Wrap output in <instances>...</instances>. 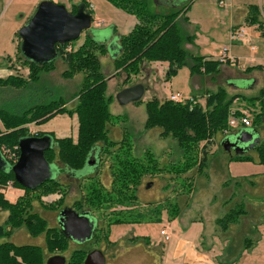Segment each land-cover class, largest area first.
<instances>
[{
  "label": "rangeland",
  "instance_id": "rangeland-1",
  "mask_svg": "<svg viewBox=\"0 0 264 264\" xmlns=\"http://www.w3.org/2000/svg\"><path fill=\"white\" fill-rule=\"evenodd\" d=\"M58 1L67 10H70L72 5H77L83 1L87 4L90 3L92 5L89 6L91 29L94 26L99 27L98 21L103 20L105 22L103 26L115 25L117 30L121 31L124 30L123 27L129 20L128 13L114 5L110 0ZM37 2L39 3L40 0H0V44H3V40L5 44L7 43L6 35L10 27L14 26L18 30L22 26L21 23L30 14H33L35 10L32 6ZM223 2L224 5H219L218 0H194V2H190L189 10L185 15L177 18L176 24L183 35L190 34L194 36L193 43H183V48L189 54L211 56L216 53L219 54L224 47H227L233 56L241 57H239L240 63L238 65L225 63L224 66L220 65L222 67H219L216 74H196V79L200 86L199 91L204 90L206 87L209 88L207 92L223 88L228 96L239 95V98L233 100L229 111H245L251 123L249 127H251L254 114L262 109L261 103L257 98L248 101L244 97L248 99L258 95L259 89L264 86V69L255 68L250 72L244 71L243 69L247 65L245 66L242 63L248 64L249 61L242 58V56H250L252 53L251 46L258 48L257 53H263L264 34L256 24L242 21L241 26L245 29L243 39L236 43H229V33L226 25L232 10L247 7L249 4H255L261 19H264V0H223ZM173 3L177 6L174 8L163 7L157 11L167 12L180 8L185 4H181L182 0H174ZM185 16H188L187 20L184 18ZM3 31L4 33L1 34ZM1 35L3 38H1ZM85 35L86 31L81 32L77 39L71 41V46L77 48L80 42L84 40ZM59 60L55 61V70L50 71L52 74L42 72L39 78L41 80L36 84H30L23 90L6 87V90H3L6 109L14 111L16 107L48 102L59 98L67 101L66 106L68 108H73L76 100L72 95L77 93L81 87L82 73H76L70 78L62 77L61 73L66 65L61 61L59 62ZM3 61L0 62V68L2 69L6 66L4 64L5 59ZM108 66L109 69L105 61L101 63V71L106 77L105 95L111 97L109 110L112 118L109 123V140L125 139L132 144V153L137 157H142L145 151H150L162 167L169 165L171 162L180 163V150L176 140L171 136H160L158 127L146 128L144 126L146 120L145 102L158 96L160 100H164L165 97L160 96H169L171 92L176 90L181 91L184 97L190 96L192 92H198V90L191 89L189 85L191 74L188 66L180 67L175 75L167 79L165 75L167 69L158 64L153 68L154 72L147 75L144 70H141L137 75L131 76L127 82H123L125 74L121 71L120 74L117 71V75L115 73V75L110 76L109 74L112 73L111 64L108 63ZM12 70L13 74L22 77H25L27 73L26 67L20 65L19 61H17L16 68L14 67ZM156 71L157 73H155ZM253 75H256L257 78L255 85H251L248 80L249 76ZM227 78H233L232 81L239 89L228 86ZM203 82H206V85H203ZM140 84L145 88L140 102L119 103L117 100L119 92ZM200 104L203 106L205 101H200ZM26 126L31 134L43 131L59 137L71 136L75 140L77 117L75 113H58L43 123L34 124L32 122ZM258 129L259 139L263 140L264 130L261 127ZM222 131L207 143V162L202 171L197 170V166L194 165L185 173L164 170L162 173L144 176L136 190L137 202L131 207L113 206L108 209L90 210V215L98 220L100 226H105L114 217L112 212L119 210L124 211L121 216L125 219L138 221L110 225L108 239L113 237L116 239V241L109 239L113 243L112 245H107L104 240H92L91 237L82 242L68 239V248L62 253L60 251L55 253L65 255L68 262L73 250L82 249L87 254L89 251L98 248L104 252V264H194V260H190L189 263H182L180 258H173L171 255L172 246L169 251L166 249L180 233V226L188 224H191L194 229L190 232V235L194 237L201 232L204 242L205 239L209 242L211 236H217L215 237L216 245L211 254H206L201 258L210 264H218V261L231 264L229 260H222V256H228L230 252L233 253L237 247L241 246L243 242L245 243L246 238L255 241L254 239L260 236L255 242L257 244L260 241L264 243V185L259 182V185L250 188L249 182H247L248 179L252 178L247 177L250 173L257 172L264 175V165H258L255 162L237 161L233 162L232 166L228 168L227 163L222 158L229 159V155H233L235 152L232 150L228 153L220 146L219 137L222 135ZM118 134L120 137H117ZM248 152L255 156L252 149ZM199 156L200 152H198ZM99 158L96 149L89 158L91 163L89 165L87 163L83 169L75 171V174L60 162H52L51 165L55 164L57 166V171H53V173L58 172L52 175L65 185L66 194L63 203L59 207L44 209L38 202H35L33 207L36 212L47 220L48 225L58 226L56 213L63 205H70L74 201L80 200L87 191L86 187L93 181H100L104 187L111 188L110 165L112 158L111 156ZM3 162L7 167L10 166L9 162L5 160ZM228 169H231L234 174L246 176L242 178L246 184H243L240 180L229 179ZM91 174L93 176L89 177ZM13 188V196L7 198L11 202H14L23 191L18 187ZM230 194L233 196L232 199H228ZM59 197L60 193H54L41 198L45 203H50ZM224 200L227 201L222 202ZM156 210H160L159 216ZM231 210L232 212L238 210L239 215L223 230L222 227L217 225V221ZM80 214L84 213L80 212ZM6 215V211H0V225L3 224ZM166 223L170 224L173 232L170 241L163 240V236L159 233V229L165 226ZM256 223L258 224L254 227ZM221 238L227 239L229 243ZM4 240H9L18 245L36 244L44 246L42 235L33 237L24 228L14 229L11 235ZM219 241L225 242L222 247L227 244L223 255H217L221 246ZM257 244L250 250L246 249L235 264H264V252L252 251ZM238 250L242 249L238 248L236 251ZM45 254L47 256L49 253L46 252ZM201 263L199 262V264Z\"/></svg>",
  "mask_w": 264,
  "mask_h": 264
},
{
  "label": "trees",
  "instance_id": "trees-1",
  "mask_svg": "<svg viewBox=\"0 0 264 264\" xmlns=\"http://www.w3.org/2000/svg\"><path fill=\"white\" fill-rule=\"evenodd\" d=\"M110 1L126 13L133 15L137 20L127 34L119 35V53L114 59V70L125 74L123 82L129 81L131 76L137 75L142 70L143 62L151 61L167 63L168 67L165 73L167 79L175 75L177 70L184 65L188 66L190 74L210 75L219 71V67L223 63L215 59H205L199 54H189L183 48V43H193L194 36L183 35L176 21L180 15H185L189 3L167 12H158L150 10L149 0ZM78 5L91 15L89 4L84 1L72 5L68 11L75 13ZM184 18L187 20V16ZM247 21L256 24L257 27H261L263 24L256 5L248 6ZM110 29L92 28L86 31L84 40L77 48L71 46V42H66L63 45L55 44L56 57L41 64L23 58L20 52V37L16 32L15 60L26 67V76L10 73L5 78L0 77V88H26L30 84H36L42 72L54 70L56 58L61 59L66 65L61 73L62 77L70 78L76 73H82L81 87L77 93L72 95L76 100L73 108H68L67 101L63 98L33 105L15 106L16 110L14 111L7 110L6 106L0 107V148L4 146L10 150L14 149L16 154H19V150L14 147L18 146V141L21 138L40 137L46 134L52 139V148L44 152L46 160L49 163L58 161L72 172L83 169L96 149L100 158L111 156V188L104 187L100 181H93L86 187L85 195L75 202L76 208L85 207L89 210L108 209L113 206L131 207L137 202L136 190L144 176L162 173L164 170L185 173L194 165L197 166V170L202 171L207 162V143L227 127V121L231 115L239 116L238 111H229L233 100L239 98V95L228 96L223 88L207 92L203 106L197 97H193L192 101L184 102H173L169 99L159 100L156 97L147 100L145 102L146 120L144 126L146 128L158 127L159 135L173 137L180 150L181 162H171L165 167L158 163L150 151H145L142 157H137L132 153V144L125 139L109 140V123L112 118L109 110L111 97L105 95L106 77L101 71L100 62V56L106 54L107 47L105 43H99L98 40L106 42L110 36ZM9 66L12 68L14 65L10 64ZM255 68H261V66H246L243 70L250 72ZM256 98L259 99L262 109L254 114L252 125L249 128L258 133V128L261 127L264 130V86L259 89L256 97L248 99L244 97L248 101ZM2 99L4 98L1 96V102ZM138 102L140 99L135 101V103ZM58 113L76 114L77 135L75 140L70 136L56 137L50 132L29 133L27 124L43 123ZM239 128L241 127L234 130ZM202 142H204L203 145H201ZM252 151L255 156L249 152L230 154L229 160L250 161L264 165V139H259ZM198 152H200L199 157ZM4 160L10 165L15 163ZM7 181H11L13 187L23 189V193L14 202H11L3 192H0V211L7 212L3 224L0 225V264H45V253L64 252L68 248V240L60 226L48 225L47 220L34 210V203L38 202L44 209L59 207L66 194L65 185L54 177L42 182L34 189H28L20 186L14 180L10 168L1 169L0 185L4 186ZM54 193H60L57 200L50 203L42 201V196ZM232 198L231 195L228 197V199ZM232 210L217 221V225L223 230L239 215L238 210L234 212ZM112 213H114V217L105 226H99L92 233V240H104L107 245H112L113 243L108 239L110 225L136 221L122 217L121 214L124 213L122 210ZM156 213L159 216L160 210H156ZM17 228H24L33 237L42 235L44 246L18 245L4 240ZM255 241L246 238L241 249H250ZM85 254L86 251L82 249L73 250L67 264H83ZM222 257V260H229L230 263L239 258L237 254L231 252L228 256ZM218 264L224 263L218 261Z\"/></svg>",
  "mask_w": 264,
  "mask_h": 264
},
{
  "label": "water",
  "instance_id": "water-1",
  "mask_svg": "<svg viewBox=\"0 0 264 264\" xmlns=\"http://www.w3.org/2000/svg\"><path fill=\"white\" fill-rule=\"evenodd\" d=\"M186 1L182 0V3ZM173 2L174 0L171 5H175ZM78 6L77 11L71 13L61 3L40 1L30 19L17 31L23 58L39 64L51 61L56 57L55 44L71 42L77 39L81 32L90 30L91 15L83 7ZM110 46L111 43L107 47ZM143 92L141 84L125 88L117 94V100L121 104L135 102L142 97ZM258 142V133L252 128L244 127L222 137L220 146L228 153L234 150V154H243ZM50 148L52 139L49 135L23 137L18 141L19 156L14 164L7 167L3 162L4 157L0 154V170L10 168L14 180L20 186L34 189L54 177L52 174H55L53 171L57 166L51 165L52 163L44 156V152ZM89 163L91 162L88 161ZM88 213L80 214L72 208L64 207L57 214V223L67 237L82 242L92 236L96 225L95 218ZM104 263L105 256L100 249L89 251L83 260V264ZM45 264H66V257L56 253L48 256Z\"/></svg>",
  "mask_w": 264,
  "mask_h": 264
},
{
  "label": "crops",
  "instance_id": "crops-1",
  "mask_svg": "<svg viewBox=\"0 0 264 264\" xmlns=\"http://www.w3.org/2000/svg\"><path fill=\"white\" fill-rule=\"evenodd\" d=\"M172 1L173 0H151V1L149 0V5L148 6L153 11H157V10L163 8V7L164 8H174L175 6H177V4L171 5ZM190 2H194V0H187L185 2V4H187V3L190 4ZM56 3H59V1L57 0ZM88 4L90 6H92L90 3H88ZM181 4H184V3H181ZM189 4H188L187 11L189 10V7H190ZM37 5H38V2L33 4V6H32L33 10L36 9ZM191 5H192V3H191ZM249 5H252V4H249ZM253 5H255V4H253ZM248 6L247 7L244 6L242 8H238V9L232 10V12L230 13V15L228 17L227 25H226V27L228 29V33H229V31L231 29H234L236 27L241 26L242 21H245V22L247 21ZM31 15L32 14H30V16H28L27 19L24 20L21 24L24 25L26 23V21L30 19ZM128 15H129V20H128L127 24L123 27L124 30H121V31L117 30V27L115 25L103 26L105 24V22L103 20H99L98 21L99 27L98 26H96V27L94 26V28H98V29H109V28H111L109 30L110 31V36L107 38L106 42H102V41L98 40L99 43H105L106 47L108 46V44L111 43L110 48H108V47L106 48L107 49L106 54L100 56V62H101V60H102V62L105 61V64L107 65V68L109 67L108 63L111 64L112 73L109 74L110 76H113V74L115 75V73L117 72L116 70H114V59L119 53V51H118V48H119V45H118L119 35L127 34L134 27V25L137 22L136 18L133 15H131V14H128ZM260 19H261V16H260ZM261 20H263V19H261ZM16 29L17 28H14V26L12 28L10 27L8 29V32H7L8 34L6 35V39L8 40L7 43L5 44V41L3 40V44H0V62H4L3 59H5V63L4 64L6 65L4 67V69L0 68V77L1 78H5L10 73H12L13 67L10 68V66H9L10 64L14 65V67L16 68L17 61L15 60V54H16V43H17V41H16L15 33H16V31H18ZM3 33H4V31L1 34H3ZM9 34H11V35L9 36ZM1 38H3L2 35H1ZM236 42H239V41H235V43ZM81 43L82 42H80V44ZM232 43H234V42H232ZM251 49H252L251 50L252 53L250 54L249 57L242 56V58L248 59L249 63L246 64L244 62L242 64L245 65V66L246 65L247 66H261V69L263 70L264 69V64H263L264 63V52L263 53L262 52L261 53H257L256 51L258 50V48H255V46H251ZM200 55L204 56L205 59H215L218 54L216 53L215 55H211V56L210 55L208 56L206 54H200ZM236 57L239 58L240 56H236ZM240 58H239V60H240ZM58 59L59 58H57L56 60H58ZM60 61L62 62L61 59L59 60V62ZM158 64L160 66H163L164 69H167V67H168L166 62H160V61L143 62L142 71L144 70L146 72V74L148 75V74L154 72L153 68L158 66ZM221 65L224 66L226 64H221ZM222 66H220V67H222ZM55 68H56V64H55ZM164 69L162 70L163 74H164ZM53 71H51V72H53ZM155 73H157V71ZM49 74H52V73L49 72ZM196 76H197L196 74H191V76L189 77V85L191 86V89L198 90L200 88V86H199V83L197 82V79H196L197 77ZM232 79L233 78H227V85L231 86L233 88H238L239 89V87L232 81ZM256 79H257L256 75H253V76H249L248 80L251 82V85L252 84L255 85L256 84ZM39 80H41V79H39ZM203 85H206V82H203ZM143 89H144V92H145L144 86H143ZM208 89L209 88L206 87L202 91L198 90V92H192L190 96L197 97L198 101L200 102V101L204 100L203 96H204V94L207 93ZM3 90H6V87H1L0 88V99H1V96L4 98V96H3L4 91ZM19 90H23V89H19ZM176 91H178V90H176ZM176 91H173L171 93H174ZM179 92H181V91H179ZM160 97H165V99H166L168 96H160ZM158 99L160 100V98H158ZM5 105H6L5 100L2 99V102L0 101V107L5 106ZM111 128L113 129V127H111ZM241 128H243V127H241ZM238 130L232 131L229 134L235 133ZM40 132H43V131H40ZM76 135H77V131H76ZM224 136L225 135H221L219 137L220 140ZM56 137H59V136H56ZM61 137H65V136H61ZM117 137H120L119 134H118ZM222 159H224V161L227 163L228 168L232 166L233 162H237V161H231L229 159H226L225 157H223ZM241 162H250V161H241ZM256 164H258V163H256ZM228 173H229V179H231V180H233V179L234 180H240V181L243 182V184H246V182L242 179V178L246 177L243 174H234V173L231 172V169H228ZM256 175H258V176H256ZM247 177H252L251 179H248V181H247V182H249V187L250 188L253 187V186L259 185L260 183L264 185V175H260V173H257V172L250 173ZM229 179H226V180H229ZM13 191H14V188L11 191V194H12L11 196H13ZM21 193H23V191ZM230 195H232V194H230ZM225 201H227V200H224L222 202H225ZM257 224L258 223L254 224V227H256ZM260 224H261V222H260ZM189 225H191V224H188L186 226H184V225L180 226V233L178 234V236L176 235L177 233L175 234L177 237L175 238L173 243H171L172 241L170 242L171 244L169 246H167L166 249H167V251H169L170 247L172 246L171 255L173 256V258H180L182 260V263H189L190 260H194L193 261L194 264H199V262H201V261L203 263H207L206 260H202L201 258H202V256H206V254H211V251L214 249V246L216 245L215 237H217V236H211V239H209V242H207V239H205L206 241L204 242V237L202 236L201 232L196 234L194 237H192L190 235V232L194 231V229H193L192 225L191 226H189ZM165 226L168 227V230L170 231V238L168 239V241H170L171 238H172V235H173L172 228H171L170 224H168V223H166ZM178 230H179V228H178ZM257 230H259V229H257ZM259 232H260V230H259ZM259 238H260V236L257 237V239H259ZM221 239L223 241H225V242L228 241L227 239H224V238H221ZM110 240L111 241H116V239L114 237L112 239H110ZM220 243H221V246L219 247V251H218L217 255H223L224 254V249L227 246V244H226L225 247H222L224 243H222V242H220ZM228 243H229V241H228ZM256 244H257V242H254V244L251 246V248H253ZM238 248L241 249V246L237 247L234 250L233 253L237 254L240 257V255L245 250L236 251ZM252 251L253 252L257 251V253L260 252V251L264 252V243H261V241H260L257 244V246ZM236 262H237V260L235 262H231V264H235Z\"/></svg>",
  "mask_w": 264,
  "mask_h": 264
},
{
  "label": "built area",
  "instance_id": "built-area-1",
  "mask_svg": "<svg viewBox=\"0 0 264 264\" xmlns=\"http://www.w3.org/2000/svg\"><path fill=\"white\" fill-rule=\"evenodd\" d=\"M40 1H43V0H40ZM50 1H53L56 3L57 0H50ZM218 4L224 5L223 0H219ZM260 28H261L262 33L264 34V19H263V24L261 25ZM244 33H245V29L242 26L231 29L229 31V34H228L229 43H232L235 41H240L243 38ZM215 60H217L218 62L223 63V64L228 63L229 65H238V63H239V58L236 56H233L230 53L229 48H227V47H224L222 49V51L219 52V54L217 55ZM205 97H206V94H204L203 98L205 99ZM167 99H169L173 102H184L186 100L192 101L193 97L192 96L184 97L181 92L176 91L174 93H171L167 97ZM250 124L251 123H250L249 117L245 111L239 112L238 117L231 115L228 119L227 127L222 131V135H228L232 131H235L234 129H236L237 127H243V128L249 127ZM14 148L18 149V146L17 147L15 146ZM0 152L6 160L13 161V162H16V160L19 156V154H16L14 149L10 150L9 148H6L4 146H2L0 148ZM12 189H13V186H12L11 181H7L4 186L0 185V192H3V194L6 198H9L12 195L11 194ZM159 233L161 236H163L164 240H168L170 238V231L168 230V227H166V226H163L159 230Z\"/></svg>",
  "mask_w": 264,
  "mask_h": 264
},
{
  "label": "flooded vegetation",
  "instance_id": "flooded-vegetation-1",
  "mask_svg": "<svg viewBox=\"0 0 264 264\" xmlns=\"http://www.w3.org/2000/svg\"><path fill=\"white\" fill-rule=\"evenodd\" d=\"M179 1V0H178ZM54 162H58V161H54ZM89 165V164H88ZM55 171H57V169L55 170ZM58 173V172H57ZM57 173H55V174H57ZM73 174H75L74 172H72ZM93 176V174H91V176H89V177H92ZM57 180H58V178H56ZM63 184V183H62ZM64 185V184H63ZM75 202L76 201H74L72 204H70V205H63V207H69V208H72L74 211H76V212H83L84 214H86V213H88L90 210L89 209H86L85 207H82V208H76V206H75ZM63 207H61V209L63 208ZM60 209V210H61ZM59 210V211H60ZM57 214H58V212L56 213V217H57ZM88 214H90V213H88ZM96 220V228H95V230H94V232L96 231V229H98L99 228V226H100V224H98V220L97 219H95ZM57 223V222H56ZM57 225H58V223H57ZM59 226V225H58ZM93 232V233H94ZM66 236V235H65ZM67 237V236H66ZM68 239H70L69 237H67V240ZM98 249V248H97ZM102 251V250H101ZM103 252V251H102ZM62 253V252H61ZM54 254H56V253H54ZM58 254V253H57ZM103 254H104V252H103ZM50 255H53V254H48L47 256H46V258L48 257V256H50ZM63 255V254H62ZM86 255V254H85ZM65 256V255H64ZM66 264H67V257H66Z\"/></svg>",
  "mask_w": 264,
  "mask_h": 264
},
{
  "label": "bare ground",
  "instance_id": "bare-ground-1",
  "mask_svg": "<svg viewBox=\"0 0 264 264\" xmlns=\"http://www.w3.org/2000/svg\"><path fill=\"white\" fill-rule=\"evenodd\" d=\"M4 159H5V158H4ZM201 262H202V261H201ZM201 264H209V263H208V262H207V263H203V262H202Z\"/></svg>",
  "mask_w": 264,
  "mask_h": 264
}]
</instances>
